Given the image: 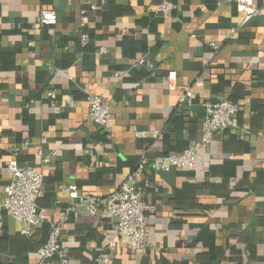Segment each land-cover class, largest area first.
Wrapping results in <instances>:
<instances>
[{"label":"crops","instance_id":"obj_1","mask_svg":"<svg viewBox=\"0 0 264 264\" xmlns=\"http://www.w3.org/2000/svg\"><path fill=\"white\" fill-rule=\"evenodd\" d=\"M161 1L92 0L83 49L79 0H0V264H43L49 233L43 224L24 236L2 210L10 161L41 171L38 206L51 221L71 202L61 187L106 199L131 183L141 195L143 253L122 240L107 250L115 224L81 208L60 236L70 264H264V13L249 14L264 0H166L167 16ZM42 10L55 12V25H40ZM185 88L191 106L180 104ZM88 97L109 105L106 129L88 121ZM222 101L237 105L236 128L216 135L192 169L152 167L197 141L202 105Z\"/></svg>","mask_w":264,"mask_h":264},{"label":"built area","instance_id":"obj_2","mask_svg":"<svg viewBox=\"0 0 264 264\" xmlns=\"http://www.w3.org/2000/svg\"><path fill=\"white\" fill-rule=\"evenodd\" d=\"M79 24L77 34L81 48L87 44V37L84 29L87 25L88 11H95L96 7L92 0H79ZM173 10V5L162 0L159 6L161 15L167 16ZM264 13V6L255 9L249 14ZM247 14V15H249ZM41 26H53L57 22L55 12L42 10L39 15ZM104 54V50L100 49ZM135 64L140 67L153 69L154 66L144 59H137ZM117 77V75H115ZM168 89H177L175 73L167 76ZM47 97L52 101L56 100V92H48ZM192 95L188 89H182L180 104L191 106ZM87 118L90 123L106 129L110 122L109 105L97 97H88ZM66 104L73 105L72 97L66 99ZM204 120L200 138L183 152L167 157H157L152 161V167L157 171L189 170L195 166L198 152L209 146L219 133L237 127L236 115L238 107L231 101L219 103H205L202 105ZM45 140L42 139L41 143ZM41 165L49 163L50 158L44 157L42 152H38ZM5 170L10 177L9 183L2 190V210L6 215L21 224V234L28 236L31 230L39 225L48 224L49 233L45 247L39 252L43 264H48L57 258L58 264H70L62 250L60 236L62 226L68 218L84 208L86 214L95 217L100 221H107L115 224L114 237L106 241L105 248L112 250L117 246V241L122 240V246L132 252L143 253L147 246V234L145 225L144 208L145 204L136 187L127 183L118 188L106 199L92 196L79 195L75 187H61V191L67 194L71 200L57 221H51L45 209L38 206V201L42 195L43 175L34 166H19L15 161L6 164ZM100 264L106 262L105 259L98 261Z\"/></svg>","mask_w":264,"mask_h":264},{"label":"trees","instance_id":"obj_3","mask_svg":"<svg viewBox=\"0 0 264 264\" xmlns=\"http://www.w3.org/2000/svg\"><path fill=\"white\" fill-rule=\"evenodd\" d=\"M89 13H91V11H88V14H89ZM78 40H79V38H78ZM86 46H87V45H86ZM86 46H85L84 48H86ZM84 48H83V49H84ZM180 152H183V150H182V151H180Z\"/></svg>","mask_w":264,"mask_h":264}]
</instances>
